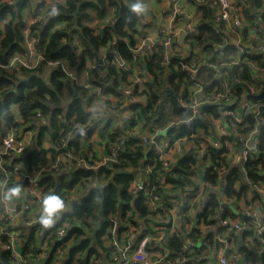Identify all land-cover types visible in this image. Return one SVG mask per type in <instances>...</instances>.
<instances>
[{
  "label": "built area",
  "instance_id": "built-area-1",
  "mask_svg": "<svg viewBox=\"0 0 264 264\" xmlns=\"http://www.w3.org/2000/svg\"><path fill=\"white\" fill-rule=\"evenodd\" d=\"M64 1L55 0L52 8L56 3ZM262 1L263 7L258 9L257 13L264 16V0ZM205 5L212 15L208 23L211 22L214 27L221 30L234 31L236 29L243 35L239 38L238 45L243 61L240 64L221 62L217 65L202 62L197 68H187L184 64L182 65L183 71L188 72L194 78L193 83L182 85L178 93L179 108L190 114L187 120L167 123L162 128H152L147 119L139 118L138 114L131 109L135 105H145L149 93L148 86L157 83L154 75L148 73L144 65V57L149 56L154 47L161 46L167 50V55L162 61V68L157 72L158 82L160 79H166L171 59L176 58L186 62L192 55H198L197 50L191 53L190 44L185 43L187 37L195 39L198 37L196 25L192 17L186 23H181L177 16L180 10L174 7L173 3L171 9L165 11L166 14L162 12L159 15V26L156 32H145L143 36L139 33L134 35L133 38L137 43L130 50L132 56L130 63L116 58L108 60L107 50L114 44L111 42L100 48L98 57L88 61L85 68L65 72L68 81L82 87L91 96V104L87 109L89 121L82 128L92 129V135L87 141L80 140L78 149L70 145L75 138L74 132L78 126L66 125L59 131V135H62L57 141L59 145H54L53 139L46 137L47 146L42 145V149L46 152V162H37L30 173H27V168L21 158L27 152L34 151L35 135L42 126L49 125L39 110L34 112L33 122L13 128L0 139V168L3 175V184L0 189L2 207L0 235H5L9 239L12 264H38L50 257L53 264H62L67 257L64 248L58 247L53 252L49 246L65 238L71 226L67 217L72 215V212L69 214L66 212L56 225L47 231L42 229L36 220L39 211L37 201L46 192V187L39 185V180L43 175L57 178L72 174L77 169L92 173L102 168H112L117 164L119 153L130 141L142 145L149 155L140 160V168L127 169V173L132 174L128 191L132 196L136 197L141 194L146 197L149 201V208L153 212L161 208L163 216L156 217V225L151 231L145 230L144 223L136 215H132V223L115 218L112 226L102 236L101 245L96 247L93 243L89 244L97 252H102L96 261H93L94 256H92L89 264H185L186 262L196 264L204 261L213 264H241L242 257L235 237L240 238L247 233L252 236L244 239L242 244L255 254L256 264H262L264 185L253 186L248 179L243 178L241 182L249 187L250 193L241 196L239 200L243 202V210L233 216L228 214L223 216V214L228 213L231 204L239 200L226 198L223 192L232 166L245 175L248 160L264 154V149L262 150L264 105H261L258 100L261 92L258 91L263 89L264 84L254 79L253 88L257 86V89H246L247 92L245 90V93L238 98L235 97L234 90L241 87L236 85L231 87L229 84V74L232 70H241L249 58L261 56L264 59V36L261 34L262 40H258L253 34V28L245 17L247 7L244 5V0H205ZM44 16L41 14L29 20L28 26L39 22ZM184 17L187 20V14ZM109 23L110 20H104L99 28ZM95 30V35H98L101 29L95 28ZM26 31L24 30V35ZM25 42L26 54L17 55L19 58L12 59L10 66L20 65L34 69L42 59L35 53L26 36ZM29 60L32 61L30 66H28ZM111 64L116 67L117 71L126 74L118 87V96L106 93L104 87L107 84L96 80L92 73L96 72L103 78L104 69ZM232 65L239 66V68H230ZM101 66L103 68H99ZM201 67L214 73L213 80L218 81L219 87L206 91L212 80L209 85H202L197 81ZM249 69L250 74L254 76V69ZM261 70L264 71V68ZM236 84H239V81ZM162 92L163 90L158 91V93ZM207 106L215 107L218 118L205 114L204 110ZM94 111L106 113V115H94ZM248 115L256 119L252 127L245 122V117ZM57 120L63 122L62 116L58 115ZM193 123L204 124L206 130L196 128L186 136L180 135L173 129L174 126L180 124ZM100 128L105 129L102 135L98 133ZM117 130L120 131L119 135L116 134ZM113 134L117 137L110 141L109 136ZM96 139H99L97 144H95ZM81 143H85L83 148H81ZM52 150L54 153L51 154ZM149 157L153 160L149 161L147 159ZM222 158L225 159L221 160ZM179 163L190 165L192 175L186 182H182L188 185L174 186L168 181L172 178L176 179L173 170ZM211 177L217 178L215 186L208 183ZM9 178L18 184L21 183V193H23L21 195L23 198L11 205L15 209L11 212L8 203L3 199L4 188ZM152 179L155 180L156 188H151ZM25 181L26 184H24ZM105 183L106 181L97 178H87L74 187L79 189L78 193L72 191L67 194L65 188H61L59 192L73 202L78 201L79 203L74 204L75 208L80 205L79 199L86 194L87 190ZM235 188L239 190L240 184L236 183ZM155 189L160 191L153 193ZM212 194L216 196L220 207L215 219L218 222L220 233L216 234L214 239L215 248L218 249L213 250L209 257L187 261V256L194 254L195 248L199 245L190 239V232L200 233L202 238L197 240L200 243L212 229L208 225H203L202 221H196L209 204V197ZM165 201L171 205L170 208L163 209L161 202ZM243 215L245 219L240 221L239 217ZM20 223L28 227H37L38 254L32 261L29 260V254L22 250L18 230ZM181 231L185 232V243L179 256L172 255L167 244L176 233ZM147 245L150 246L146 250Z\"/></svg>",
  "mask_w": 264,
  "mask_h": 264
},
{
  "label": "trees",
  "instance_id": "trees-1",
  "mask_svg": "<svg viewBox=\"0 0 264 264\" xmlns=\"http://www.w3.org/2000/svg\"><path fill=\"white\" fill-rule=\"evenodd\" d=\"M54 2L55 0H34L36 10L35 15L30 20L41 14L45 16L39 22L28 26V23L25 24L22 17L24 8L27 6L26 0H0V24H2V29H0V139L13 128L33 122L35 120V111L39 110L49 122L47 127L42 126L35 135L34 151L27 152L21 158L27 168V173H30L37 162H46V152L42 149V140L43 136L48 137V133H44V127L47 130L49 128L53 144L59 145L57 141L62 136L59 135L61 128L71 124L82 128L89 121L87 109L91 104V96L82 87L68 81L65 72L73 71L74 69L79 71L85 68L88 61L95 60L98 57L100 48L111 42H114V44L107 50L108 60L116 58L130 63L132 60L130 50L137 43L133 37L139 33L137 25L140 21L135 23L125 21L124 17L127 13L122 5L126 3V0H65L64 2L56 3L54 5L55 14L49 15L48 13L51 11ZM244 5L247 7L245 9V17L248 22L254 19L255 14L264 20V16L257 13V10L263 7L262 0H244ZM202 12L204 16L202 21L211 20L212 15L208 7L203 9ZM104 20H110V23L99 28ZM61 22L63 26L53 29ZM95 28L101 29L98 35H95ZM25 29L28 30L27 40L31 42L35 53L40 55L42 59L34 69H28L20 65L10 66L15 54L21 56L26 54ZM219 30L221 29L214 27L211 22L203 24L202 31L204 32L201 37H203V34L206 37L201 38L199 34L192 51L199 50L198 48L202 45L201 42L209 45L216 40V42L220 43L216 39ZM221 46H223V43ZM166 55V48L158 46L152 49L149 56L146 55L144 57L145 69L148 73L154 75L157 83L148 86L149 93L147 94V103L145 105L131 107L139 118L147 119L151 123L152 128H162L167 123L183 122L190 117L189 112L179 108L178 93L183 87L182 85L193 83L194 78L188 72L183 71V63L180 60L173 58L169 61L166 79H160L158 82L157 72L162 68V61ZM250 61H257L258 64L262 61V67L264 68V59L261 56L254 57ZM202 62L217 65L222 61L213 63L208 60H202L197 54H194L187 59L184 65L187 68H197ZM204 67H201L202 70L197 75V81L202 85H209L212 80L206 91L213 87H219L218 81L213 80L214 73L205 70ZM47 68H53V70L44 72ZM99 68H103V66ZM241 68V70H232L229 74L230 86L241 87L234 90L236 98L245 93L246 89L255 86L254 80L250 77L249 66L243 65ZM92 73L95 75L94 78L96 80L107 84L104 87L106 93L118 96L117 90L120 83L125 79V72L117 71L116 67L111 64L104 69L105 75L103 78L98 76L96 72ZM237 81H239V84H236ZM159 90H163V92L158 93ZM258 100L261 105H264V87L259 94ZM14 107H16V110H14ZM165 108L167 110H164ZM204 111L205 114L218 118L215 107L207 106ZM58 115L62 116L63 122L57 120ZM245 122L249 127H252L256 119L254 116L248 115L245 117ZM196 128L206 130V126L202 123L180 124L173 127L180 135L186 136L190 135L191 130ZM104 130V128H100L98 133L102 135ZM260 133L263 134L262 130H260ZM116 134L119 135L120 131L117 130ZM74 135L75 138L70 142V145L78 149L80 140L87 141L92 135V129H85L84 136H80L76 131ZM115 137H117L115 134L110 135L109 140L113 141ZM52 153H54L53 150ZM63 153L65 152L63 151ZM148 155L149 153L146 152L142 145L140 146L130 141L119 153L117 164L112 168H102L92 173L84 169H77L72 174L57 178L44 174L42 179L39 180V185L45 186L46 192L52 191L54 188L58 191L61 188H65L64 190L67 191V194L72 191L78 193L79 189L74 187L87 178H97L106 181L105 184L97 188H90L84 196L80 197V205L67 213L72 212V215L67 217L71 226L67 230L65 238L62 241L50 244L49 247L53 252L58 247L66 250L67 257L62 264H89L92 256H94L93 261L100 258L102 252H97L89 244L93 243L96 247L100 246L102 236L112 226V221L115 218L124 219L132 223V215H136L144 223L145 230L151 231L154 228L156 217L163 216L161 208L153 212L149 208V201L146 197L141 194L135 197L128 191L132 174H128L127 169L140 168V160ZM147 159L149 161L153 160L150 157ZM223 159L225 158L221 160ZM173 172L176 174V179L168 180L172 185H188L182 182H186L192 175L190 165L179 163ZM243 178L248 179L253 186L264 185V154H260L258 158H250L248 160L245 175L232 166L230 174L226 178L227 185L223 195L229 199L239 200L243 194L250 193L249 187L241 182ZM216 179V177H211L208 179V183L215 186ZM236 183L240 184L239 190L235 188ZM2 184L3 175L0 168V189ZM6 184L17 183L9 178ZM151 188H156L154 179L151 180ZM159 191L155 189L153 193ZM209 201L203 214L197 217L196 221H202L203 225L215 228L217 227L215 219L220 210L219 202L214 194L209 197ZM161 205H163V209L171 207L166 201L164 203L161 202ZM1 209L0 204V211ZM226 214L227 212H224L223 216H226ZM4 224L6 225V222ZM91 228L93 229L87 232ZM36 229V226L28 227L23 223L18 226L21 245L23 246L22 250L29 254L30 261L34 260L38 254ZM218 232L220 233L219 229L216 228L215 233L218 234ZM216 234L208 235L203 241L209 248L207 254H203L198 248H195L194 254L187 256V261L198 259L199 257H209L212 249L215 248L214 236ZM251 236L250 233L244 234L242 241ZM201 238L200 233L197 231L190 232V239L193 242L197 243V240ZM235 238L238 239L239 236ZM184 243L185 232L176 233L167 244L170 254L179 256ZM149 246H146V250ZM238 249L242 257L241 264H256L253 252L243 246V244L239 245ZM83 250H86V256L77 258ZM12 263L9 239L5 235H0V264ZM38 264H53V260L50 257V259ZM185 264L191 263L186 262ZM198 264L205 263L199 262ZM262 264H264V254Z\"/></svg>",
  "mask_w": 264,
  "mask_h": 264
},
{
  "label": "crops",
  "instance_id": "crops-1",
  "mask_svg": "<svg viewBox=\"0 0 264 264\" xmlns=\"http://www.w3.org/2000/svg\"><path fill=\"white\" fill-rule=\"evenodd\" d=\"M27 2V6L24 8V13L22 14L23 17V21L28 23V21L30 20L31 17H33L35 15V3L34 0H26ZM174 3V7L178 8L180 10L179 14L177 16H179L178 18H180V22L181 23H186L190 17H192V20L195 23V29L196 32L198 33V37L200 34L204 32L202 31V26L203 24H209L207 19L203 20L204 18L203 16V9H205L206 5H205V0H149V4H150V15L144 19L143 21H140V29H138V25H137V29L139 32L140 36H143L145 32H156L158 30V24H159V15L162 12H165L167 10H169V8L173 5ZM167 9V10H166ZM40 10V9H39ZM247 13V12H246ZM166 14V12H165ZM187 14V20L184 17V15ZM186 20V21H185ZM184 21V22H183ZM249 24L252 26L253 30V34L255 35V37L258 40H262L261 38V34H263L264 36V20L263 18H261L259 15L255 14L254 19H252L251 21H249ZM60 26H63V23H58L53 29H56ZM218 37H216V39L219 40L220 43L216 42V40L207 45V43L205 42H201L202 45H200V48H198L199 50H197L198 56L202 59V60H208L210 62L216 63V62H227V63H242L243 61V56L241 55V53L239 52V38L242 37L243 35L238 31V30H228V29H223L221 31L218 32ZM203 37L201 38H205L206 35H202ZM197 37V38H198ZM197 38L195 39L194 37H190V38H186V44L189 43L190 44V50L192 52L193 50V44L194 42H197ZM223 43V46H221ZM188 47V46H187ZM250 59L253 58H249L247 63L245 64L246 66H249V68H253L254 69V76H252L250 74V77L254 80H256L258 83H262L264 84V71L261 70L262 67V61L260 64H258L257 61L255 62H251ZM230 68H239V66H234L232 65ZM53 70V68H47L44 70V72L47 71H51ZM252 89H257L256 88H252ZM262 90V89H261ZM261 90H259L258 92H260ZM247 92V90H246ZM245 95V94H244ZM14 110H16V107H14ZM44 133L47 134L48 133V137H50V133H49V128L48 130L44 127ZM43 133V134H44ZM85 143H81V148H83L85 145ZM42 145H44L45 147L47 146V142H46V137L43 136V140H42ZM23 193H21L22 195ZM242 200H239L237 202H234L233 204H231L230 209L228 210V215L229 216H233L238 214L239 212H241L243 210L242 204L243 202H241ZM246 202V199H245ZM195 218V216H194ZM243 219H245L244 215L239 217V220L242 221ZM22 223H20L19 225H21ZM218 224V222H217ZM191 225V223H190ZM216 228L219 229L218 227L212 228L209 232L210 234H216ZM207 232V233H209ZM187 233V232H186ZM219 233V232H218ZM209 234V235H210ZM214 236V235H213ZM215 239V236H214ZM235 241L238 242V246L242 245V237L236 239ZM197 248L203 253V254H207L209 252V248L207 247V245L204 242H197ZM216 246V243H215ZM218 248H214L213 250H217ZM220 249V248H219ZM211 251V252H212ZM205 264H213L212 262H205ZM198 264V263H196ZM251 264V263H250Z\"/></svg>",
  "mask_w": 264,
  "mask_h": 264
},
{
  "label": "clouds",
  "instance_id": "clouds-1",
  "mask_svg": "<svg viewBox=\"0 0 264 264\" xmlns=\"http://www.w3.org/2000/svg\"><path fill=\"white\" fill-rule=\"evenodd\" d=\"M122 7L127 13L124 18L128 23L143 21L150 15L149 0H126V3H124ZM55 12L56 9L52 8L48 14L53 15ZM93 114L106 115V113L96 111H94ZM75 131L78 132L80 136L85 135L84 128L77 127ZM57 183H59V181H57ZM22 198L20 184L5 185L3 199L8 203L10 212L15 210L11 205L17 203ZM37 203L39 211L36 215V220L39 226L47 231L52 229L66 212L72 211L74 209V204L79 202H73L72 200L65 198L54 188L52 191L44 192L38 199Z\"/></svg>",
  "mask_w": 264,
  "mask_h": 264
},
{
  "label": "rangeland",
  "instance_id": "rangeland-1",
  "mask_svg": "<svg viewBox=\"0 0 264 264\" xmlns=\"http://www.w3.org/2000/svg\"><path fill=\"white\" fill-rule=\"evenodd\" d=\"M171 8H169V10H170ZM167 10V9H166ZM25 24H26V22H25ZM26 26V25H25ZM0 29H2V24H0ZM25 30H27V29H25ZM27 34H28V30L25 32V36L27 37ZM18 54H15L14 56H13V59H15V58H19V56H17ZM32 64V61L31 60H29V62H28V66H30ZM164 110H167L166 108L164 109ZM99 142V139H96V141H95V144H97ZM86 254H87V252H86V250L84 251L83 250V252H81V254L79 253V255L77 256V258L79 257V256H86Z\"/></svg>",
  "mask_w": 264,
  "mask_h": 264
},
{
  "label": "water",
  "instance_id": "water-1",
  "mask_svg": "<svg viewBox=\"0 0 264 264\" xmlns=\"http://www.w3.org/2000/svg\"><path fill=\"white\" fill-rule=\"evenodd\" d=\"M171 8V7H170ZM138 29H140V24H138ZM181 62L184 64L185 63V60H181ZM207 88V86H205ZM24 184H26V181L24 182ZM218 194V192H217ZM219 221V220H218Z\"/></svg>",
  "mask_w": 264,
  "mask_h": 264
}]
</instances>
